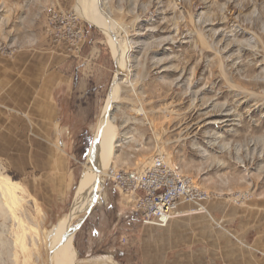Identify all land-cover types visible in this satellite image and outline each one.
Returning a JSON list of instances; mask_svg holds the SVG:
<instances>
[{
    "label": "rangeland",
    "instance_id": "1",
    "mask_svg": "<svg viewBox=\"0 0 264 264\" xmlns=\"http://www.w3.org/2000/svg\"><path fill=\"white\" fill-rule=\"evenodd\" d=\"M104 1L130 41L119 74L107 34L81 16L78 0H0L4 73L22 76L36 61L45 72L56 68L83 81L89 63L86 73L96 82L78 141L62 124L38 131L29 111L8 107L0 96V181L16 191L6 216L0 214V264H60L49 242L66 222L75 230L72 264H177L158 228L125 206L109 176L90 211L82 205L72 211L117 74L122 89L112 111L117 158L110 173L143 170L165 154L214 197L205 215L227 234L264 200V0ZM55 12L84 29L81 52L56 35L49 20Z\"/></svg>",
    "mask_w": 264,
    "mask_h": 264
},
{
    "label": "crops",
    "instance_id": "2",
    "mask_svg": "<svg viewBox=\"0 0 264 264\" xmlns=\"http://www.w3.org/2000/svg\"><path fill=\"white\" fill-rule=\"evenodd\" d=\"M4 60L0 58L1 63ZM43 65L35 61L20 76L17 73L11 75L9 71V74L4 73V65L1 64L0 79L10 77L14 80L13 83L0 84V96H5L8 107L29 111L38 131L49 132L51 128L62 124L64 132L77 133L78 141L80 132L87 127L84 101L96 85L91 74L86 73L89 72V63L82 67L85 81L84 78L80 81L78 75H58L56 68L45 72L46 66ZM17 115L22 120L17 117L16 121L25 124L22 115L18 112ZM2 117H5L3 112L0 113L1 122ZM211 202L206 203L209 210ZM188 207L189 204L183 203L180 209ZM257 208L256 214L248 220L240 217L236 224L230 225L229 234L211 223L206 213L175 217L165 227L148 226L158 228L156 230L160 231L162 244L176 253L177 264H181V261L184 264H264V200L257 202ZM224 225L228 227L227 223Z\"/></svg>",
    "mask_w": 264,
    "mask_h": 264
},
{
    "label": "built area",
    "instance_id": "3",
    "mask_svg": "<svg viewBox=\"0 0 264 264\" xmlns=\"http://www.w3.org/2000/svg\"><path fill=\"white\" fill-rule=\"evenodd\" d=\"M49 20L70 49L82 51L84 29L77 28L76 18L55 12ZM109 177L125 206L139 213L146 225L165 227L181 215L208 213L206 203L214 198L162 153L149 160L142 171L112 169ZM183 203L189 207L180 209Z\"/></svg>",
    "mask_w": 264,
    "mask_h": 264
},
{
    "label": "bare ground",
    "instance_id": "4",
    "mask_svg": "<svg viewBox=\"0 0 264 264\" xmlns=\"http://www.w3.org/2000/svg\"><path fill=\"white\" fill-rule=\"evenodd\" d=\"M105 3L104 0H78L77 8L82 17L107 34L109 38L108 41L112 46L113 54L118 65L117 72L119 74L124 68V60L129 51L128 45L130 41L128 40L129 37L127 38L126 36L128 33L125 29L126 27H123L124 24H119L118 21L111 17V11L109 12L105 9ZM118 74L111 85L106 103L102 107L95 134L87 155V163L85 164L87 171L79 182L72 211L79 205H82L85 211H90L92 209L99 200L105 179L104 177L110 175V163L113 161V158H117L116 150L112 152L111 148L115 140V117L112 111H114V105L122 89ZM110 151L112 152L111 154L109 153ZM138 170L142 171V169ZM10 197H16V191H14L9 180L0 181V214L4 213L6 216L5 213H7L6 210L8 209ZM82 199L83 202L81 201ZM4 200H6L7 203H5ZM69 215L70 214H68V218ZM66 223L62 225L59 233L49 242L51 251H57L60 256V264H72L70 253L72 251V238L75 230H68ZM2 243L0 239V245Z\"/></svg>",
    "mask_w": 264,
    "mask_h": 264
},
{
    "label": "water",
    "instance_id": "5",
    "mask_svg": "<svg viewBox=\"0 0 264 264\" xmlns=\"http://www.w3.org/2000/svg\"><path fill=\"white\" fill-rule=\"evenodd\" d=\"M92 143V142H91ZM89 149H90V147H89ZM89 149H88V151H89ZM88 155V154H87Z\"/></svg>",
    "mask_w": 264,
    "mask_h": 264
},
{
    "label": "trees",
    "instance_id": "6",
    "mask_svg": "<svg viewBox=\"0 0 264 264\" xmlns=\"http://www.w3.org/2000/svg\"><path fill=\"white\" fill-rule=\"evenodd\" d=\"M89 142V141H88Z\"/></svg>",
    "mask_w": 264,
    "mask_h": 264
}]
</instances>
